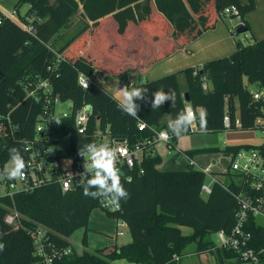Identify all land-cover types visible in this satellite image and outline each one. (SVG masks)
Masks as SVG:
<instances>
[{"label":"trees","instance_id":"1","mask_svg":"<svg viewBox=\"0 0 264 264\" xmlns=\"http://www.w3.org/2000/svg\"><path fill=\"white\" fill-rule=\"evenodd\" d=\"M23 3L29 5L25 14L18 8ZM232 5L237 6L243 18L241 26L250 30L246 16L256 9V0H18L15 10L21 20L34 24L33 33L0 11V70L3 72L0 123L8 132L0 134L1 169L8 163L12 147L19 149L27 161L29 142L42 150L49 149L47 153L58 159H83L78 150L88 143L99 144L96 136L99 129L102 133L109 130L107 138L101 139L104 144L113 138L134 146L140 139H152L155 130H167L165 117L175 118L186 103L194 109L205 110L204 132L228 129L226 115L231 120L229 129L236 128V119L243 129H262L264 97L256 99L253 92L264 88V37L244 44L234 31L237 48L232 54L132 83L147 90L149 101L152 93L161 87L176 93L174 106L166 101L156 110H152L150 103L138 100L140 120L117 108L113 91L97 76L96 50L100 55L106 53L110 59L113 57V72L117 76L149 67L213 28L220 18L235 17L225 13ZM78 12L83 20L80 29L62 34V28ZM111 20L113 26L107 24ZM91 29L92 36L88 35ZM108 43L113 44L110 53ZM79 73L90 78L88 89L78 84ZM204 79L208 82L207 88L203 87ZM43 80L51 87L48 93L38 85ZM251 84L255 89H250ZM31 90H36L35 95H30ZM56 95L61 101L71 100L74 109L68 116H54L48 128L38 132L36 127L43 119L44 110L54 113ZM85 103L91 104L92 112L85 131L81 132L75 110ZM139 122H145L146 127L140 129ZM195 132H201L199 126L186 135ZM177 139L172 137L171 142ZM63 140L67 141L65 145L61 144ZM243 148H257L264 157V141L228 144L224 148H193L185 153L192 158L202 152L222 150L232 157ZM161 162L159 154L148 153L137 158L134 166L120 168L122 182L130 195L120 201L118 211H109L101 200L85 196L80 184L65 191L60 183L51 181L33 190L15 191L12 196L1 195L0 242L5 248L0 252V264H112L117 259L137 264H180L183 256L215 250L217 242L213 234L222 228L230 231L236 223L239 210L236 194L246 192L254 198L264 195V188L251 186L252 176L231 169V161L222 173L212 172L219 175L220 181L214 182L207 194L202 191L208 179L204 170L193 164L185 169L163 170ZM128 176L132 177L131 183L125 179ZM13 207L20 212L25 226L16 228L6 222L5 216ZM96 208L105 210L114 219H124L131 240L96 251L78 252L69 237L79 228H89L91 213ZM39 225L46 228V236L52 242L51 247L46 245L48 253L68 247L72 251L47 263L36 252L29 231ZM182 226L190 227L192 232L184 233ZM245 229L251 234L249 246L259 255L258 264H264V225L251 216ZM83 242L88 243L86 234ZM221 250L225 257H238L235 249Z\"/></svg>","mask_w":264,"mask_h":264},{"label":"built area","instance_id":"2","mask_svg":"<svg viewBox=\"0 0 264 264\" xmlns=\"http://www.w3.org/2000/svg\"><path fill=\"white\" fill-rule=\"evenodd\" d=\"M0 11L13 19L15 22L20 24L24 29L29 32H34L36 27L34 24L28 22H24L19 18L16 10L8 11L5 10L0 5ZM226 14H234L235 19L238 21L237 27L243 25V18L239 13L237 6L232 5L225 10ZM2 20L0 19V23ZM91 80L89 78V85ZM39 87L43 86L44 91L46 93L51 91V87L49 86L46 80L41 81ZM203 87H208V82L206 79L203 81ZM36 90H31L30 95H35ZM254 98L258 99L264 97V88L255 89ZM51 102L48 99V103ZM62 102L58 95L54 97V113L51 115L48 109H45L42 116V121L37 124V131L40 132L46 128H48L52 118L59 114L63 116H68L70 113L63 111H58V105ZM73 102L71 101V108H73ZM75 113V120L76 124L79 128V131L84 132L88 121L90 113L92 112L91 104H83L80 108H77ZM72 112V111H71ZM260 121V120H259ZM146 125L145 122H139V128L143 129L141 125ZM225 124L228 128L231 127V120L229 115L225 116ZM236 128H241V122L239 119L235 121ZM166 129L155 130V136L151 138L140 139L134 146H130L126 141H114L113 138H108V144L112 147L118 149V163L117 167L120 169L123 165H128L129 167L134 166L135 160L137 159L138 154L145 150L146 148L150 147L154 142L158 140H162L165 142L168 153L172 154L173 152H180L179 147L177 146L176 142H171V139L163 140L159 137V133L161 131H165ZM264 133V126L262 128ZM5 132L4 124L0 123V134H7ZM107 134H109V130L107 133H102V130H97L96 136L98 137V143L104 144L101 142V139L107 138ZM264 141V136H263ZM27 149L30 151V157L28 158L27 168L25 170V175L20 178V188L17 189L15 181L12 180H0V196L1 195H10L12 196L15 191L18 190H33L48 184L51 181H55L60 183L63 190H69L78 186L80 176L77 175L79 173L84 172L83 159H75L69 160L68 158H55L50 156L47 152L49 149L42 150L38 147H35L34 142H29L27 144ZM190 164L196 165L198 168L204 170L208 177L210 178V182L206 181L202 185V191L204 193H209L212 188V184L216 181H220L219 177L212 174V170L209 167H202L201 165L197 164L195 160L187 155ZM70 161L71 166L66 167L64 165L65 161ZM231 169L233 171L240 172L247 176H252L254 179L251 182V186L255 188H264V157L260 153L257 148L246 149L243 148L239 150L235 155L231 157ZM5 182V185L3 183ZM238 202H239V210L236 213V223L231 228L230 231H226L225 229H220L216 234L218 235L217 246L215 249H223V248H232L238 252V259L243 262H251L253 264H258L259 262V255L256 250L249 246V241L251 234L245 229L246 223L249 218L252 216L256 218V220L264 225V195L254 198L252 194L246 192H240L236 194ZM102 206L109 210V211H118L121 209V203L119 208H113L112 206H106L105 203L101 201ZM5 220L8 224L20 228L21 226H25L21 221V214L16 208H11L7 212L5 216ZM117 230L116 234L125 235L129 232L128 223L120 218L116 219ZM26 229H29L26 227ZM31 232L36 252L41 254L45 257L46 262H50L54 257H60L63 254H67L72 251L71 247L65 248L63 250L53 249L51 252L46 251V245L51 247L52 242L47 235V230L45 227L39 225L34 229H29ZM177 259L178 256L174 255Z\"/></svg>","mask_w":264,"mask_h":264},{"label":"crops","instance_id":"3","mask_svg":"<svg viewBox=\"0 0 264 264\" xmlns=\"http://www.w3.org/2000/svg\"><path fill=\"white\" fill-rule=\"evenodd\" d=\"M241 1L245 2L246 0ZM256 5V9L249 12L246 16L250 24L249 33L237 36V38L241 39L244 44H248L245 42L246 39H248L249 43H251L254 42L255 39H261L264 37V0H256ZM237 24L238 21L234 17L225 16L220 18L213 28L205 30L197 38L191 40L185 46L180 47L164 59L154 62L149 67L127 71L125 74V83H115L113 86V93H115L118 87H123L129 83L145 82L146 80L155 79L188 66L201 65L207 60L232 54L237 48L236 40L233 35V32L237 30ZM169 119V116L164 119L167 125ZM198 138L201 137L195 132L193 134L186 135L184 138L177 139L176 144L179 147L180 152L176 151L172 154L168 153L165 142L158 140L151 147L141 151L137 158H141L144 154L148 153L159 154L162 157V162L160 164L161 169H185L190 164L187 154L185 153L188 149L213 146L224 148L228 144H241L234 143V141L230 138L224 139L221 145L218 142L213 144L203 143V141ZM192 158L197 164L202 167H209L212 172L217 173L225 171L231 161V156L229 154L227 155L226 152L222 150L216 152H202ZM195 167L197 166L195 165ZM208 179L210 182L209 177ZM114 220L116 222V219ZM116 230L117 224L115 223V233ZM117 237L118 235L116 234V239L113 238L114 244H124L131 240L130 237L122 243L118 242ZM208 255L211 256L213 264H253L251 262L240 261L236 257H225L221 249H215L214 251L202 253L199 256L203 259H208Z\"/></svg>","mask_w":264,"mask_h":264},{"label":"clouds","instance_id":"4","mask_svg":"<svg viewBox=\"0 0 264 264\" xmlns=\"http://www.w3.org/2000/svg\"><path fill=\"white\" fill-rule=\"evenodd\" d=\"M78 84L84 89L89 87V77L84 73H79ZM147 90L136 87L132 83L123 87H118L113 95L117 108L128 116L140 120L138 112L140 105L138 100L150 103L152 110L160 109L166 101H171L174 106L176 93L174 90L164 91L163 87L152 93V99H146ZM59 124V121H56ZM204 132L206 130L205 110L203 108L194 109L190 103H186L184 108L175 118H170L167 130L161 131L158 135L161 139L167 140L172 137L184 138L191 130ZM146 127V125H141ZM78 155L83 157L84 172L80 176L79 183L83 188V194L92 199L101 200L106 206L119 208L121 200L129 198V192L122 182L118 163V149L109 144L88 143L78 150ZM9 163L0 169V180L20 179L25 175L27 162L21 151L15 147L9 149ZM127 183L132 182V177L125 178ZM5 248L0 242V252Z\"/></svg>","mask_w":264,"mask_h":264},{"label":"rangeland","instance_id":"5","mask_svg":"<svg viewBox=\"0 0 264 264\" xmlns=\"http://www.w3.org/2000/svg\"><path fill=\"white\" fill-rule=\"evenodd\" d=\"M18 0H0V5L8 11H12L15 9V5L17 4ZM19 10L22 14H25L27 10L29 9V5L27 3H23L19 5ZM110 18V17H108ZM111 23H107L109 26H113L112 20ZM82 15L78 12L76 14H73L71 16V19L69 21V25L67 27H63L61 30V33L64 34H72L80 29V26L82 25ZM244 33H249V30L238 33V35H244ZM88 35H93V30H89ZM111 38V37H110ZM95 39V38H94ZM246 39V38H245ZM246 43H249V40L246 39ZM108 43L107 47L109 49V53L111 52L113 44ZM79 49V50H78ZM77 50H82L81 46H79ZM76 50V49H75ZM86 52V50H84ZM108 53V54H109ZM68 54V53H67ZM69 54H77L75 51H69ZM95 59H97V76L98 79L101 80L107 88H109L111 91H113V86L115 83L122 82L125 83V73L117 76L113 72V57L110 59L109 56L105 54H99V51L94 53ZM250 89H254V85H249ZM58 111L59 112H69L71 113V100L62 101L58 105ZM198 136L201 138H198L199 140L203 141V143H216L218 142L220 145L222 144L223 140L226 138H230L234 141V143H251V144H259L263 142V136L264 133L262 129L255 128V129H243V128H231V129H225L220 132H196ZM67 143L66 140H63L61 142L62 145H65ZM10 161H8L9 163ZM7 163V164H8ZM64 165L66 167L71 166L70 161H65ZM1 169V167H0ZM10 181V180H9ZM15 181L17 189L20 188V179L12 180ZM209 181V179H207ZM5 185V182L3 183ZM206 195V194H205ZM115 220L113 217L109 216L105 210L101 208H96L93 210L90 216L89 220V228L86 230V228H79L77 229L70 237L69 240L72 243V247L76 249L78 252H83L84 250L89 251H96L97 249L103 248L105 246L113 245V240L116 239L114 232L115 229ZM184 233H191L192 229L190 227L182 226ZM87 231V232H86ZM87 235L88 243L85 244L83 242V238ZM131 237L130 233L127 232L125 235H119L117 237L118 242H125ZM114 238V239H113ZM213 238L215 240H218V235L216 233L213 234ZM200 254H189L186 256H183L180 259V264H213V260H211V256L208 255V259H203L199 256ZM200 257V258H199ZM210 258V259H209ZM112 264H137L130 262L126 259H117L112 262Z\"/></svg>","mask_w":264,"mask_h":264},{"label":"water","instance_id":"6","mask_svg":"<svg viewBox=\"0 0 264 264\" xmlns=\"http://www.w3.org/2000/svg\"><path fill=\"white\" fill-rule=\"evenodd\" d=\"M246 30H247L246 28H244L242 26H238L236 31L238 33H241V32H244ZM201 72H203V70H201ZM2 75H3V72L0 70V78H1ZM186 99L189 100L188 96L186 97ZM226 154L228 155L229 153H226Z\"/></svg>","mask_w":264,"mask_h":264}]
</instances>
